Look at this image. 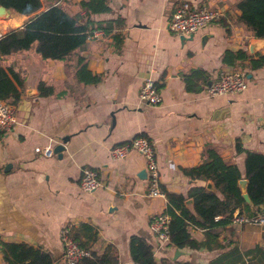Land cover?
<instances>
[{
	"label": "crops",
	"instance_id": "obj_1",
	"mask_svg": "<svg viewBox=\"0 0 264 264\" xmlns=\"http://www.w3.org/2000/svg\"><path fill=\"white\" fill-rule=\"evenodd\" d=\"M81 1L41 0L40 9L29 14L7 9L0 29L5 33L22 27L52 5L71 16L81 15L79 22H84ZM181 1L219 9L222 16L182 42L167 27ZM239 1L108 0L111 9L93 14V20L121 17L123 23L102 37L86 38L63 58L42 57L36 42L0 56V64L23 79L20 98L13 105L17 123L9 131L0 130V242L25 243L61 261V228L78 229L87 223L96 229L88 250L116 255L118 264H133L132 236L152 245L156 264H209L218 255L221 264H264V235L257 225H219L213 238L190 226L191 237L203 245L179 250L184 253L175 259L176 249L159 245L149 226L152 216L165 210L164 189L185 195L191 186L206 185V180L182 171L199 164L206 148L242 172L245 152L236 150V141L245 150L264 154V66L249 65L250 58L264 54V37H255L238 20ZM113 33L119 34V44ZM238 48L249 57L234 66L222 62L226 49ZM194 68L205 71L210 82L236 68L244 73L247 86L237 93L210 95L207 81L198 90H187L182 75ZM91 76L98 79L91 81ZM147 77L157 83L158 104L139 98ZM39 81L53 92L39 95ZM138 135L154 145L163 196L147 195L142 155L134 150L121 158L111 155L114 145ZM64 137L65 148L58 156L53 148ZM47 146L50 156L35 151ZM84 167L95 169L104 184L83 190L79 179ZM262 209L250 205L242 212ZM78 235L86 241L82 230ZM0 264H6L1 252Z\"/></svg>",
	"mask_w": 264,
	"mask_h": 264
},
{
	"label": "trees",
	"instance_id": "obj_2",
	"mask_svg": "<svg viewBox=\"0 0 264 264\" xmlns=\"http://www.w3.org/2000/svg\"><path fill=\"white\" fill-rule=\"evenodd\" d=\"M0 5L29 14L40 9L41 0H0ZM80 6L85 17L84 22H79L81 15L71 16L58 5H52L35 14L22 27L5 32L0 38V56L28 49L36 42V51L42 57L60 59L73 49L84 45L88 33L93 28H101L104 34H109L123 23L121 17L105 21L93 20V14L111 9L108 0H82ZM237 7L240 11L238 20L255 37L263 38L264 0H240ZM113 37L116 44L121 42L119 34L113 33ZM248 57L246 50L242 48L226 49L222 62L234 66L237 60H245ZM249 65L251 69L264 66V54L259 53L255 58H250ZM80 69L84 70L85 66ZM182 76L187 90H198L202 84H207L209 79L208 74L200 68L191 69ZM89 79L96 81L98 78L91 76ZM22 87L23 79L19 74L0 64V99L14 105L20 98ZM37 88L39 95H49L53 92L52 87L42 81L38 82ZM235 147L237 151L245 152L243 172L237 164L224 161L211 147L206 148L204 159L199 164L182 169L184 174L192 179L210 180L216 188L215 192L203 185L191 186L185 195L162 190L167 200L164 212L170 216L167 247L176 250H198L203 244L191 237L190 226L205 230L206 237L213 238L216 237L213 229L230 223L235 210L247 211L250 205L262 206L264 209V154L243 149L239 141H236ZM241 178L247 179L245 191L251 200L250 204L242 197L239 184ZM188 199H191L190 206L186 203ZM80 230L86 238L84 242L79 238ZM71 235L81 248L88 249L89 241L96 239V229L87 223H81L78 229L71 227ZM0 252L6 264L55 262L49 252L25 243L0 242ZM129 256L133 264H156L152 245L138 236L129 239ZM222 259L221 255H218L209 264H221ZM78 264H118V258L108 252L100 255L90 252V257L81 259Z\"/></svg>",
	"mask_w": 264,
	"mask_h": 264
},
{
	"label": "built area",
	"instance_id": "obj_3",
	"mask_svg": "<svg viewBox=\"0 0 264 264\" xmlns=\"http://www.w3.org/2000/svg\"><path fill=\"white\" fill-rule=\"evenodd\" d=\"M222 12L216 8L205 6H193L187 1H181L175 7L168 22V29L178 35L189 36L202 29L211 22L219 19ZM4 33L0 29V38ZM104 35L101 28H93L87 38H99ZM247 86L245 75L237 69L227 70L218 78L212 80L205 86L210 95L224 93H237L243 91ZM139 98L147 104H158L161 101L157 83L147 77L139 89ZM17 123L15 108L8 101L0 99V130L9 131ZM130 150H134L143 156L145 160L146 179L148 181L149 196H163L159 186V172L156 162V153L152 141L144 135H138L131 140L121 142L111 148V155L121 158ZM35 151L46 156L52 155L51 147H36ZM104 183L98 172L90 167L82 169L79 185L85 191H91ZM219 216H216L218 218ZM169 220L170 216L164 212L154 214L150 221V229L159 245H166L169 242ZM230 223L252 224L261 227L264 235V209L253 213L234 212L231 215ZM60 242L63 247V256L66 264H78L81 259L90 257L88 249L81 248L71 235V228L65 225L60 230Z\"/></svg>",
	"mask_w": 264,
	"mask_h": 264
},
{
	"label": "water",
	"instance_id": "obj_4",
	"mask_svg": "<svg viewBox=\"0 0 264 264\" xmlns=\"http://www.w3.org/2000/svg\"><path fill=\"white\" fill-rule=\"evenodd\" d=\"M8 14H9V13H8L7 8H6L5 6H3V5H0V19H2V18H6V17L8 16ZM179 37H180L181 41L184 42V41L187 40V39H191V38H192V34L189 35V36L180 35ZM204 38H205V37L203 36V37H202V42L204 41ZM208 84H210V81H208ZM66 140H67V137L62 138V142L57 143V144L54 146V148H53V152H55L58 156H61L62 151H63L64 148H65L64 145H63V143H64ZM144 173L146 174L145 171H144ZM143 175H144V174H143ZM246 183H247V179H246V178H241V179L239 180V184H240L241 188H243V189H245V187H246ZM205 186H206V189H208V190H211V191H214V192H215V190H216V188L214 187L213 183H212L210 180H208V181L206 182V185H205ZM242 197L244 198L245 202H247V203H251V200H250V198H249L247 192L242 193ZM186 203H188V205L190 206V205H191V199H188V200L186 201ZM183 253H184V252H182V251L176 250V251H175V255H174V259H175L176 257H178L179 255H183ZM54 264H66L65 258H63V260H61V261H55Z\"/></svg>",
	"mask_w": 264,
	"mask_h": 264
},
{
	"label": "rangeland",
	"instance_id": "obj_5",
	"mask_svg": "<svg viewBox=\"0 0 264 264\" xmlns=\"http://www.w3.org/2000/svg\"><path fill=\"white\" fill-rule=\"evenodd\" d=\"M214 22V21H213ZM213 22H211V23H213ZM165 247L167 246V244L166 245H164ZM167 248V247H166Z\"/></svg>",
	"mask_w": 264,
	"mask_h": 264
}]
</instances>
